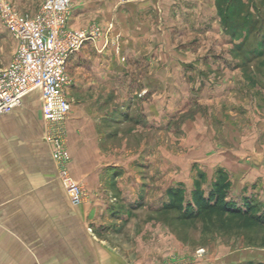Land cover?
<instances>
[{
  "label": "crops",
  "instance_id": "crops-1",
  "mask_svg": "<svg viewBox=\"0 0 264 264\" xmlns=\"http://www.w3.org/2000/svg\"><path fill=\"white\" fill-rule=\"evenodd\" d=\"M9 1L18 6V12L33 15L39 11L37 3L40 1V7L43 0ZM71 1L68 28L78 31L93 22L108 24L118 0ZM209 6H214L212 0H133L126 6L130 14L121 16L119 25L110 33L112 42L119 36V55L109 47L101 52L105 43L102 40L85 43L69 58L70 84L66 94L71 107L68 118L72 120L65 122L66 144L71 157L69 171L88 192L87 200L80 206L70 204L56 177L43 120H0V264H177L179 253L182 264H190L185 260L190 253L186 254L181 246L177 250L167 229L158 225L144 230L135 227L133 215L142 206L152 210L159 207L141 193L142 187L148 185L139 176L137 168L143 166L140 157L120 160L119 152H111L106 142L110 130L104 129V120L96 113L86 117L82 110L125 107L134 101L145 107L146 119L138 120L139 125L132 133H142L143 128L147 132L158 130L160 77L164 75L156 66L146 73L145 81L135 82L132 78L136 73L120 63L119 56H129L137 63L146 58L152 60L157 52V44L144 48L147 43L139 40L144 34L142 30L147 28L140 20L142 14L164 8L168 13L178 14L186 27L212 28V22L218 20L217 9ZM191 14H200L201 21L192 19ZM145 40L148 37L144 34ZM137 83H140L138 90L147 93L146 98L131 96ZM168 87L176 91L174 85ZM172 101L174 105V98ZM247 110L250 119L251 111ZM262 171L264 188V144ZM150 173L153 180V171ZM212 181L213 174L203 188H209ZM120 224L125 226L119 230ZM127 232L132 244L121 240L122 233ZM218 254L215 258L222 259L218 264L244 261L236 253Z\"/></svg>",
  "mask_w": 264,
  "mask_h": 264
},
{
  "label": "rangeland",
  "instance_id": "rangeland-1",
  "mask_svg": "<svg viewBox=\"0 0 264 264\" xmlns=\"http://www.w3.org/2000/svg\"><path fill=\"white\" fill-rule=\"evenodd\" d=\"M132 1L118 0L114 17L108 24H91L100 27L103 33L107 32L108 42L104 43L101 52L109 47L120 54L119 36L115 37V42L109 37L119 25L121 16L130 14L126 6ZM212 3L214 6L209 7L217 9L218 19L216 23L212 22V28L186 27L177 18L178 14L168 13L164 8L142 14L140 20L147 26L142 33L148 40L144 41V34L139 40L147 43L144 48L157 44V52L152 60L146 58L138 64L129 56H119L120 63L136 73L132 78L135 82L145 81L146 73L156 66L164 75L160 77L158 130L147 132L143 128L142 133H132L139 125L138 120L146 119L145 107L134 101L125 107L82 112L86 117L96 113L104 120V129L110 130L106 142L111 152H119L120 160L135 155L140 157L143 166L137 169L142 181L148 185L142 187L141 193L159 207L152 210L142 206L133 215L132 222L137 229L156 225L167 229L175 239L177 250L181 246L186 254L190 253L185 256L190 264L221 262L222 259L215 258L219 252L236 253L243 258V262L235 264L264 263V227L237 234H226L216 228L204 234L199 221L181 222L177 212L161 210L170 189L182 186L188 196L200 172L205 175L206 186L208 178L213 174L214 180L216 171L221 169L227 173L231 184L228 197L238 204L249 200L264 216V0L249 3L212 0ZM39 4L40 1L37 3L40 9ZM13 7L18 11L17 5ZM21 14L31 17L37 12ZM190 17L196 21L202 19L200 14ZM15 50L16 43L0 20V70L8 65ZM167 85H174L176 91H171L172 86ZM139 87L140 83H137V90L131 96L146 98L147 93L138 90ZM39 95L38 91L31 92L15 111L0 120H43ZM247 109L251 111L250 119ZM113 158L118 160L117 156ZM124 226L120 224L118 229ZM120 237L122 242L132 244L129 232ZM182 261L179 253L175 262L182 264Z\"/></svg>",
  "mask_w": 264,
  "mask_h": 264
},
{
  "label": "built area",
  "instance_id": "built-area-1",
  "mask_svg": "<svg viewBox=\"0 0 264 264\" xmlns=\"http://www.w3.org/2000/svg\"><path fill=\"white\" fill-rule=\"evenodd\" d=\"M71 12V0H43L31 17L18 12L9 0H0V20L16 43L13 57L0 70V116L18 108L31 92L40 93L45 140L56 177L70 204L77 207L87 200L88 192L69 171L71 157L64 126L71 111L66 94L70 84L67 63L85 43L105 39L106 45L108 41L107 32L96 25L70 30Z\"/></svg>",
  "mask_w": 264,
  "mask_h": 264
},
{
  "label": "trees",
  "instance_id": "trees-1",
  "mask_svg": "<svg viewBox=\"0 0 264 264\" xmlns=\"http://www.w3.org/2000/svg\"><path fill=\"white\" fill-rule=\"evenodd\" d=\"M204 182L205 175L200 172L188 196L182 186L170 189L161 210L177 212L181 222L199 221L204 234L216 228L226 234H237L264 227V216L259 214L258 206L247 199L238 204L228 197L231 184L224 170L216 171L209 188H203Z\"/></svg>",
  "mask_w": 264,
  "mask_h": 264
}]
</instances>
